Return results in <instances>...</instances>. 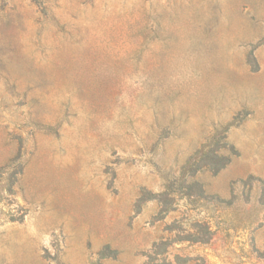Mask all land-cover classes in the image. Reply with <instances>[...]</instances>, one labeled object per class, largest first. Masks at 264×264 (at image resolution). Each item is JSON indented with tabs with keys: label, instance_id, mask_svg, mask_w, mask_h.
I'll return each mask as SVG.
<instances>
[{
	"label": "rangeland",
	"instance_id": "374dc122",
	"mask_svg": "<svg viewBox=\"0 0 264 264\" xmlns=\"http://www.w3.org/2000/svg\"><path fill=\"white\" fill-rule=\"evenodd\" d=\"M97 262L264 264V0H0V264Z\"/></svg>",
	"mask_w": 264,
	"mask_h": 264
},
{
	"label": "trees",
	"instance_id": "16d2710c",
	"mask_svg": "<svg viewBox=\"0 0 264 264\" xmlns=\"http://www.w3.org/2000/svg\"><path fill=\"white\" fill-rule=\"evenodd\" d=\"M224 165H222L219 169L223 168ZM114 251L110 250L108 247H105L103 250H101L98 253V258L102 259V258H107V257H113L114 256ZM96 264H100L99 262H97Z\"/></svg>",
	"mask_w": 264,
	"mask_h": 264
}]
</instances>
